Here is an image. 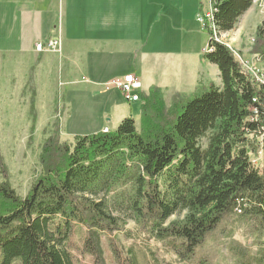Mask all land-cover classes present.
I'll use <instances>...</instances> for the list:
<instances>
[{
	"label": "trees",
	"instance_id": "1",
	"mask_svg": "<svg viewBox=\"0 0 264 264\" xmlns=\"http://www.w3.org/2000/svg\"><path fill=\"white\" fill-rule=\"evenodd\" d=\"M253 1L212 0L211 49L203 58L218 68L221 88L176 95L167 107L162 89L152 86L140 96L139 127L128 116L115 131L75 136L72 144L61 142L56 129L43 142L41 174L25 197L0 181V264H75L70 238L80 227L78 253L103 264V237L126 226L105 199L118 183L130 184L131 211L180 258L235 209L264 217V138L262 164L250 156L264 128V88L212 32L233 30ZM29 112L34 121L33 101ZM108 246L117 262L137 264L129 249L120 256L115 239Z\"/></svg>",
	"mask_w": 264,
	"mask_h": 264
},
{
	"label": "rangeland",
	"instance_id": "2",
	"mask_svg": "<svg viewBox=\"0 0 264 264\" xmlns=\"http://www.w3.org/2000/svg\"><path fill=\"white\" fill-rule=\"evenodd\" d=\"M131 1L135 4L129 9L134 10L135 15L133 13L127 18H116L111 43L127 34L130 40L146 35L149 37L152 30H155L157 38L159 32L158 41L154 44L156 48L153 50L159 54L154 59V70H148L151 67L150 61H145L140 66L143 87L138 94L141 96L146 92L148 85L161 87L164 102L169 107L176 95L190 98L205 92L209 87L198 82L203 80L205 83L207 75L210 76L199 60L206 52L204 48L208 46L210 37L208 30L201 27L197 18L204 16L209 9L208 0H203V6L199 0H159V3ZM131 4L132 2L129 3ZM143 4H148V8H157L159 12L146 23H142V16L138 15V11L143 12ZM21 5L20 2L0 0V47L16 51L14 58L5 57L4 64L0 66V84L4 85L3 88L0 87V181L7 180L17 195L25 197L41 174L39 155L43 142L56 129L61 142L72 144L75 136L92 134L104 126L108 127V131H115L128 116L139 127L141 111L140 101L127 103L121 97L116 85L122 80L115 81L116 84L108 87L106 79L94 78L88 72L87 58L78 57L76 61H79V66L69 76L59 72V65H50L45 74L47 82H44L41 66L30 67L33 52L28 50L25 55L22 54L23 43H33L36 31L34 27L31 32L24 33L21 20H18ZM195 9L198 11L196 15ZM68 14L61 9L57 14L56 24L61 19L64 27L61 38L66 37L67 41H71L74 37L73 17ZM120 20H128L121 32ZM87 26L88 24L84 25L86 28ZM259 27L262 29L261 37L258 36ZM53 32L41 33L37 38L41 42L35 46L45 44V41L53 37ZM86 35L87 32H83L79 36ZM262 37L264 2L254 0L252 7L239 19L233 30L220 34L217 32L214 39L232 49L245 68L255 74L257 70L264 72ZM137 44L136 41L130 42L132 47H137ZM33 47L32 50L35 49ZM60 48L43 52L59 53ZM170 54L173 57L168 58ZM127 67L129 71H133L135 66ZM45 68L46 66L43 69ZM197 72H200L199 76ZM22 74L25 75L23 78ZM20 85L22 89L15 98ZM31 101L35 108L34 121L29 112ZM200 144L205 147L206 139H202ZM130 187V184L118 183L114 186V192L105 197L112 214L124 220L126 226L123 232L103 237V264L127 263L116 261L108 246L109 237L117 241L121 257H128L129 249L137 264H264V217L245 215L235 209L226 214L216 228L206 235L192 255L180 258L167 241L153 237L148 225L142 224V220L131 211L125 202V194L131 190ZM183 216L184 213L174 215L168 222L181 220ZM83 236L84 230L80 227L76 228L70 238V250L75 257V264H94L91 257H83L78 253Z\"/></svg>",
	"mask_w": 264,
	"mask_h": 264
},
{
	"label": "crops",
	"instance_id": "3",
	"mask_svg": "<svg viewBox=\"0 0 264 264\" xmlns=\"http://www.w3.org/2000/svg\"><path fill=\"white\" fill-rule=\"evenodd\" d=\"M9 2H20L22 5L19 9V19L21 20V27L24 29V33L30 31L35 27V41L27 45L23 43V52L25 55L28 50H31L34 54L33 62L30 67L34 65L41 66V74L43 73L42 80H47L45 74L49 71L50 65H59L61 72L64 76L72 74L79 66V61H76L78 57L88 59L89 70L88 72L93 75L94 78H101L107 80V86L114 85L115 81L123 80L124 76L133 74L141 83V65L145 61L149 62L151 67L148 69L154 70V59L158 57V53L153 51L155 43L158 41L159 32H157V38H155V30L149 37L142 36L130 40L128 34L122 35L121 38H117L114 43H111V32L114 28V23H117L116 18H127L134 13V10H130L134 6V1L131 0H3ZM138 1V0H136ZM151 1L159 0H147ZM132 2L131 5L129 3ZM145 2V0H144ZM209 9L205 13L209 12L212 4V0H208ZM200 5L203 6V0H200ZM61 9L73 17V33L74 37L71 41H67L66 37H62L63 22L59 20V24H56L57 14L61 12ZM148 9V10H147ZM143 12L138 11V15L142 16V23L149 21V18H153L159 13L157 8L150 7L148 4H143ZM204 11L203 9H201ZM197 9L194 10V14H197ZM137 13V11H136ZM204 13V14H205ZM135 15V13L133 14ZM115 18V20H114ZM146 18V19H144ZM85 19V20H84ZM198 19V18H197ZM128 20H120V32L124 29L125 23ZM198 22V20H197ZM154 23V22H153ZM199 23V22H198ZM88 24L87 28L84 25ZM50 31H54L52 39H59L61 48L59 53L52 52H37L35 44L41 42L39 38L43 32L47 34ZM87 32L86 37L79 36L81 33ZM42 33V34H41ZM56 34V35H55ZM3 38L5 35L3 34ZM31 39L28 41L30 42ZM49 40L45 41L48 42ZM148 40V41H147ZM131 41H136L137 47L130 45ZM147 41V42H146ZM145 43L147 45L145 46ZM137 49L136 51H134ZM184 53H186L184 51ZM183 53V54H184ZM189 53V52H188ZM16 51L14 49H7L3 46L0 47V66L4 64L5 57L11 59L14 58ZM186 54H184L185 56ZM173 57L172 54L168 55V58ZM199 63L204 65L210 77L207 78L205 83L203 80L198 82L205 84L206 86L214 85L218 88L222 87L220 73L218 68L207 62L203 56L200 58ZM82 64V63H81ZM87 64V62H86ZM128 65L135 66L133 71L128 70ZM46 66L45 70L43 69ZM184 71V70H183ZM24 74V73H23ZM21 75L23 78L25 75ZM200 72H197V76ZM1 76V70H0ZM21 78V79H22ZM203 78V76H202ZM218 81V82H217ZM1 82V81H0ZM47 82V81H46ZM22 84V80H21ZM116 84V83H115ZM22 85L16 91L14 97L20 92ZM47 86V85H46ZM153 85H148V90ZM174 89L175 85H172ZM0 87H4L0 84ZM117 87V85H116ZM161 88V87H159ZM118 89V87H117ZM119 90V89H118ZM148 90L144 93H147ZM174 94V93H173ZM183 94V93H181ZM122 97V96H121ZM127 118V117H125ZM104 129H108L107 126L101 128V130L94 133L102 132ZM109 130V129H108ZM93 134V133H92Z\"/></svg>",
	"mask_w": 264,
	"mask_h": 264
},
{
	"label": "built area",
	"instance_id": "4",
	"mask_svg": "<svg viewBox=\"0 0 264 264\" xmlns=\"http://www.w3.org/2000/svg\"><path fill=\"white\" fill-rule=\"evenodd\" d=\"M212 4L211 8L212 9ZM198 22L200 23L201 27L203 29H207L211 31V26H210V10L209 12L205 13L204 16L199 17ZM209 23V25L206 23ZM214 38V36H213ZM61 43L60 40L58 39H52L46 42L45 44H37L35 46V49L37 52H43V51H48L49 50H56L60 48ZM204 49H211L209 46H207ZM202 50V52L204 51ZM243 69L248 72L251 77L253 78L254 82L258 84L259 86L264 88V72H261L257 70L255 74H253L248 68H245L243 62H241ZM117 87L119 91L121 92V96L123 100L127 103H133L140 101V95L138 94L139 91H141V83L140 81L133 75V74H128L124 76L123 80L117 84ZM254 113L256 112V109H254ZM104 133L108 132L107 129H104ZM264 138V128H262V133L261 136L258 138V152L257 154H251V163L254 164H262L263 160V143L262 139ZM239 211V210H238Z\"/></svg>",
	"mask_w": 264,
	"mask_h": 264
},
{
	"label": "bare ground",
	"instance_id": "5",
	"mask_svg": "<svg viewBox=\"0 0 264 264\" xmlns=\"http://www.w3.org/2000/svg\"><path fill=\"white\" fill-rule=\"evenodd\" d=\"M211 19H212V9H211V11H210V20H211ZM212 32L215 33L213 27H212ZM214 37H216V34L214 35ZM206 51H207V49H206ZM205 53H206V52H205Z\"/></svg>",
	"mask_w": 264,
	"mask_h": 264
}]
</instances>
